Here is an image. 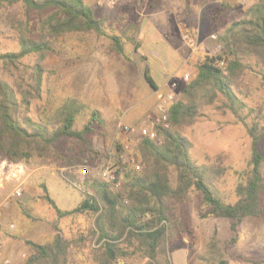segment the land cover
I'll return each mask as SVG.
<instances>
[{
	"label": "rangeland",
	"instance_id": "374dc122",
	"mask_svg": "<svg viewBox=\"0 0 264 264\" xmlns=\"http://www.w3.org/2000/svg\"><path fill=\"white\" fill-rule=\"evenodd\" d=\"M84 1L93 8L97 18L106 20V32L110 36L121 37L129 60L115 51L110 38L94 33L61 36L54 52L44 61L45 93L32 104L31 114L36 120L49 121L75 102L79 108L76 126L83 129L92 113L97 112L104 123L95 124L96 132L89 144L100 152V157L87 165L58 168L42 165L37 157L29 163H10L0 153V244L1 249H7L0 264L5 260L26 264L32 254L27 242L52 243L57 234L55 226L72 242L69 264H102L97 251L98 236L90 234L97 215L60 217L45 200L44 186L61 210H72L82 202L86 192L91 193L86 178L99 180L94 175L97 168H108L115 173L116 146H122L121 160L127 168H132V158L139 162L137 152L141 140L124 132L122 127L139 124L154 112L163 96H172V103L179 100L183 88L197 75V66L223 50L220 36L260 0ZM22 15L19 6L1 8V52L19 49L17 38L21 31L37 34L33 22L28 27L20 24ZM130 26L135 28L129 32L133 42L124 35ZM185 34L191 36L192 44L184 38ZM174 42L178 45L176 55ZM136 43L141 45L140 53L135 50ZM25 62L32 65L36 57H27ZM251 62L255 64V60ZM147 66L157 90L145 78ZM262 70L264 65H255V70L247 71L242 81L246 95L241 98L247 105L243 116L250 126L258 122L264 125V81L258 75ZM8 80L14 84L15 77L9 74ZM180 132L193 143L194 160L214 168L221 197L226 202H235L240 174L251 158L252 140L244 123L220 98L213 105L202 106L196 121ZM58 146L63 152L77 147L70 139H63ZM260 150L264 153V144ZM85 168H90L91 177L81 176L80 171ZM68 173L74 176L73 181L70 175L66 177ZM121 179L119 187L114 188L116 191L122 187L123 176ZM172 181L174 184V176ZM17 188L23 192L20 198L14 196ZM207 213L208 206L201 193L194 189L183 204L168 200V216L179 227L181 237L168 244L167 256L159 255L161 264H166L167 259L171 264H212L208 245L215 235L221 240L229 264H264V218L244 219L237 231L238 241L229 244L234 236L230 229L232 221ZM146 261L136 253L120 258L118 264Z\"/></svg>",
	"mask_w": 264,
	"mask_h": 264
},
{
	"label": "trees",
	"instance_id": "16d2710c",
	"mask_svg": "<svg viewBox=\"0 0 264 264\" xmlns=\"http://www.w3.org/2000/svg\"><path fill=\"white\" fill-rule=\"evenodd\" d=\"M4 5L19 6L23 10L20 24L28 27L33 22L37 34L21 31L17 38L18 50L0 51V153L10 163H29L37 157L42 165L58 168L96 161L100 152L91 148L89 140L96 132L95 124L104 123L97 112L92 113L83 129H78L79 108L75 102L49 121L34 119L31 108L45 93L44 61L54 52L58 38L94 33L110 38L115 51L129 60L121 37L110 36L106 32V20L97 18L84 0H0V10ZM132 30L134 26L124 34L130 42L134 41L129 35ZM219 40L223 44L221 53L207 57L197 66V75L183 88L179 100L171 104L170 129L159 131L158 141L145 138L139 143L140 172L122 164L123 148L116 146L117 159L113 167L118 180L123 176L120 190L116 191V186L107 181L86 178L91 193L86 192L76 208L61 210L44 186L45 200L60 217L97 215L90 234L98 236L97 251L102 264H118L120 258L136 253L147 259L140 264H161L159 255L167 256L168 244L181 237L179 227L173 225L168 216V200L183 204L193 189L201 193L208 206L206 215L232 221L230 229L234 236L229 244L238 241L237 231L244 219L264 218V153L260 150L264 144V125L246 123L243 113L247 105L241 98L246 95L242 91L245 73L254 71L255 65H264V0L255 3ZM140 47L139 43L135 44L136 52L140 53ZM30 56L36 57L32 65L25 62ZM9 74L15 77L14 84L8 80ZM258 75L264 81V70ZM145 78L154 90L158 89L149 66ZM220 98L244 123L252 140L251 158L240 174L235 189L237 199L232 203L221 197L214 168L194 160L193 143L180 132L196 121L202 106L213 105ZM63 139H70L78 150L76 147L61 151L58 144ZM65 175H70L73 181L74 176ZM186 220L190 222V218ZM55 229L57 234L52 243L27 242L32 254L26 264H69L72 242L60 234L57 226ZM208 251L212 264H229L217 235L211 239ZM166 264H171L169 259Z\"/></svg>",
	"mask_w": 264,
	"mask_h": 264
},
{
	"label": "built area",
	"instance_id": "2783aa9c",
	"mask_svg": "<svg viewBox=\"0 0 264 264\" xmlns=\"http://www.w3.org/2000/svg\"><path fill=\"white\" fill-rule=\"evenodd\" d=\"M184 38L192 44V39L189 34H185ZM215 38V37H213ZM172 104V96H163L158 105L155 107L154 112L143 118V120L137 125L123 126L124 132L130 135H136L139 140L148 138L153 141L160 140L159 131L169 130L170 125V106ZM132 167L136 172L142 170V165L139 164L135 158H132ZM81 176L91 177L92 171L90 168H85L80 171ZM95 176L103 181H107L116 187H119L120 182L115 173H112L108 168H97L94 172ZM91 175V176H90ZM23 192L20 188H17L14 192V196L20 198ZM11 229H15L14 225H11ZM1 249V244H0ZM2 264H11L10 260H5Z\"/></svg>",
	"mask_w": 264,
	"mask_h": 264
},
{
	"label": "crops",
	"instance_id": "0c3cea01",
	"mask_svg": "<svg viewBox=\"0 0 264 264\" xmlns=\"http://www.w3.org/2000/svg\"><path fill=\"white\" fill-rule=\"evenodd\" d=\"M177 52H178V45L174 42V54L176 55ZM6 253H7L6 248L0 249V259H1L2 255H5Z\"/></svg>",
	"mask_w": 264,
	"mask_h": 264
}]
</instances>
